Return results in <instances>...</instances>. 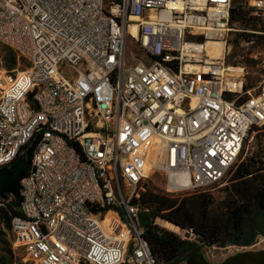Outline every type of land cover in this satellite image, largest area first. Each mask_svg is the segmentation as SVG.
I'll return each mask as SVG.
<instances>
[{
    "label": "built area",
    "instance_id": "obj_1",
    "mask_svg": "<svg viewBox=\"0 0 264 264\" xmlns=\"http://www.w3.org/2000/svg\"><path fill=\"white\" fill-rule=\"evenodd\" d=\"M247 5L264 20V0ZM230 7L0 0V42L27 61L0 74V165L31 146L12 220L30 259L164 264L142 235V182L158 172L167 193L223 183L264 124V69L246 86L245 65L226 62ZM128 38L140 56L128 57Z\"/></svg>",
    "mask_w": 264,
    "mask_h": 264
},
{
    "label": "trees",
    "instance_id": "obj_2",
    "mask_svg": "<svg viewBox=\"0 0 264 264\" xmlns=\"http://www.w3.org/2000/svg\"><path fill=\"white\" fill-rule=\"evenodd\" d=\"M248 0H231L229 23L234 25L232 51L226 56V62L245 65L246 86L253 84L263 72L261 59L243 50L240 40L250 41L251 46L264 48V20L252 13ZM21 56L6 45L3 65L9 69L15 67ZM256 131L254 146L232 166L229 182L213 184L208 188L196 187L177 193H167L146 180L141 184L139 196L135 198L147 209L141 213L140 223L143 237L156 258L164 264H183L188 254L200 250L203 245L250 246L259 236L264 237V124L254 125L250 132ZM249 132V133H250ZM31 146L27 147L29 152ZM223 195L214 196L211 191L219 186ZM14 196L6 191L0 197V240L7 245V232L15 217H21L20 206L14 205ZM95 209V208H94ZM191 231L192 238H183L168 229L159 228L155 217ZM4 228L6 230H4ZM3 263L6 262L3 260Z\"/></svg>",
    "mask_w": 264,
    "mask_h": 264
},
{
    "label": "rangeland",
    "instance_id": "obj_3",
    "mask_svg": "<svg viewBox=\"0 0 264 264\" xmlns=\"http://www.w3.org/2000/svg\"><path fill=\"white\" fill-rule=\"evenodd\" d=\"M231 30L229 31L228 34V40H229V45H230V51L228 54L231 53L232 51V43L230 41V39L233 37V32L234 30H236L237 27H235L234 25H231ZM127 46H126V53L128 55V57L131 58L132 55H134L135 57L140 56V49L139 47L133 42L131 41L129 38L126 41ZM240 46L244 47V51L246 50H250V53H253L256 55L255 58L261 59L262 58V49L260 44L259 45H254L251 46L250 42L245 43L244 40H240L239 42ZM5 49H6V44L1 43L0 42V74L3 73V69H6V67L3 65L4 61H3V57L5 54ZM241 64V63H239ZM27 65V61L25 60L24 57H20L19 60L17 61L15 67L18 68H23ZM256 73V71H251V68L248 69L247 74H249L250 76L254 75ZM258 80V79H257ZM254 80L253 83H255ZM256 131L250 132L246 139L245 142L243 144V147L238 155V157L236 158V160L233 162V164L231 165V168L228 170L225 178L222 180L223 183L222 185H224L225 183L229 182V177L232 171V166L234 164H236L241 157H243L246 153L249 152V150L254 146L255 142H256ZM162 176L160 173L155 172L152 176H150L149 178H147L146 180L148 181L149 185H155L158 188L161 189L162 184L164 183V181L162 180ZM145 182V181H144ZM220 183V184H221ZM143 184V182H142ZM222 185L219 186H215L214 188L211 189V191L213 192L214 196L216 197H220L223 195L222 190H220V187ZM139 186V185H138ZM137 186V187H138ZM168 221H165L164 219H162L161 217H155L154 218V223L158 225L159 228H165L168 229L176 234H178V232L174 229H170L168 227L165 226V223ZM4 230H6L4 228ZM7 237L9 240V244L7 245L6 243L2 242L0 240V264H4L3 260L6 262V264H37L34 260L30 259L25 250L19 246L13 243V239H14V230L13 227L11 226V228L8 230L7 232ZM191 235H187L185 238L190 239ZM192 238V237H191ZM246 248H252V249H259V248H264V237L263 236H259L258 239L256 240V242L250 246H237V245H233V244H228L225 246H219V245H203L201 244V249L200 251H202L205 255V257L211 261V262H216L221 260L222 258H224L225 256H227L228 254H231L235 251L238 250H242V249H246ZM183 264H186L185 262H183Z\"/></svg>",
    "mask_w": 264,
    "mask_h": 264
},
{
    "label": "water",
    "instance_id": "obj_4",
    "mask_svg": "<svg viewBox=\"0 0 264 264\" xmlns=\"http://www.w3.org/2000/svg\"><path fill=\"white\" fill-rule=\"evenodd\" d=\"M29 165L28 152L23 147L18 156L8 164L0 165V196L9 191L14 196V205L21 206L20 178ZM186 264H264V248H246L228 254L219 261H209L200 250L193 251L185 258Z\"/></svg>",
    "mask_w": 264,
    "mask_h": 264
},
{
    "label": "bare ground",
    "instance_id": "obj_5",
    "mask_svg": "<svg viewBox=\"0 0 264 264\" xmlns=\"http://www.w3.org/2000/svg\"><path fill=\"white\" fill-rule=\"evenodd\" d=\"M206 44L208 46V51L210 52V51H213L212 48H211L212 46H214L215 44L220 45L221 42L207 41ZM218 54H219V50L218 49L214 50V55H218ZM165 226L168 227V228H170V229H174V230L177 228V226H175V225H173V224H171L169 222H166L165 223Z\"/></svg>",
    "mask_w": 264,
    "mask_h": 264
}]
</instances>
